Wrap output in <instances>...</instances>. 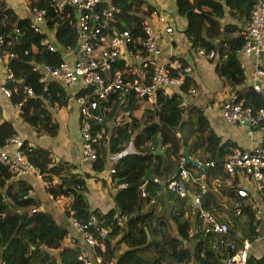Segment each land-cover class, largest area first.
Segmentation results:
<instances>
[{"label": "trees", "instance_id": "16d2710c", "mask_svg": "<svg viewBox=\"0 0 264 264\" xmlns=\"http://www.w3.org/2000/svg\"><path fill=\"white\" fill-rule=\"evenodd\" d=\"M229 7V13L243 19L248 18L249 10L254 0H223ZM117 8L109 16L108 21L118 28H127L132 34L141 32V19L144 8L150 10L151 5L146 0H104ZM29 10V15L18 16L12 7L4 0H0V35L2 43L0 53L12 52L8 57L7 65L11 70V77L2 82L3 86L10 89L9 99L12 103H20V116L29 120L36 130L47 129L53 134L56 124L51 119V113L45 104L57 103L65 106L67 103L66 89L62 83L54 79L46 82L38 80L41 71L34 68L30 62L36 61L56 63L60 60L61 47L72 45L76 39L73 7L64 6L62 12H57L49 0H24ZM176 11L185 18L183 29L189 40L190 47L202 46L207 52L214 48L219 51L226 50L224 58L219 55L214 60V70L224 77L223 82L233 86L239 82L242 76V68L239 66L237 57L232 53L242 43L240 33L233 32L232 23H224L219 26L215 12L220 16L222 13L221 0H175ZM102 6V5H100ZM32 8L44 10L38 31L31 24L30 12ZM205 29L202 36L201 30ZM50 35L49 38L57 45L56 51H48L41 48L39 39ZM218 38V41H214ZM212 60V59H211ZM264 67L263 65H260ZM182 85L186 87L188 81ZM262 82H260L261 85ZM30 86L33 94L24 96L21 89ZM46 87L49 96L42 90ZM47 97L48 100L44 99ZM236 99H240L243 105L250 107L252 111L259 106H264V94L262 90L255 89L253 83L243 86ZM129 104V106H126ZM108 111L104 113L106 118L113 119L111 125L94 123V128H103L101 138L95 144L96 158L90 162L95 171L101 170L106 164L107 154H118L109 163L113 171L109 172L110 183L116 186L113 196V206L105 212L96 208L90 209L82 194V179L79 174L70 171L71 164L66 161L51 163L49 150L41 146L29 145L24 139L19 147L28 161L42 173L44 179L54 176L57 181L48 184L49 193L52 196L72 193V198L65 207L68 215L80 223H85L97 243L102 246L99 252L103 258H114L111 264H220L222 257L227 252L221 249V244L215 239L216 245L212 248L206 246L207 238L212 232L207 231L204 237L190 236L189 222L184 216V196L171 193L176 201L170 211V220L175 224L177 236L160 231V239L157 246L151 251L152 257L144 258L138 254V244L133 242L136 235L134 228L143 224V219L138 222L136 210L144 195L138 184L128 186L129 182L140 180L146 168L154 165L155 155L152 154L149 145L157 137L159 142L165 145V152L172 155L176 162L181 155V146L174 135L175 124L168 121L178 117L182 111L181 97L176 91L170 94L157 92L155 102L138 101L128 99L121 103L114 97L109 100ZM262 122L253 126L260 129ZM261 131V129H260ZM15 133L11 124L1 119L0 114V146L5 139ZM131 143L133 150L121 154L124 148ZM190 147H201L210 153L212 163L222 168L224 160L219 158L226 153L228 146L234 143L227 139L220 142L219 136L215 135L208 125L201 108L197 107V120L192 129L191 140L186 143ZM187 165L188 163H184ZM178 169V167H177ZM11 171L0 163V256L6 264H51L56 258L50 249H57L59 264H83L77 258L78 246L67 245L63 242L66 229L55 222L52 216L45 211L33 210V199L27 195V186L21 180H15L11 185H6L5 180ZM151 179L144 182L143 189L148 186ZM81 184L80 190L75 186ZM264 191V188L262 192ZM31 206V207H30ZM12 210L22 213L19 218ZM242 211H249V205L243 203ZM125 215L120 222L119 216ZM162 217V216H161ZM95 220V223L93 222ZM256 222V220H254ZM162 223V220H161ZM100 226L108 227L104 236L97 233ZM253 228V226H252ZM251 228V236L254 232ZM117 234H120L117 236ZM194 239L193 249L186 247V241ZM156 242V240H155ZM99 249V250H98ZM245 264H264V252L259 256L248 255Z\"/></svg>", "mask_w": 264, "mask_h": 264}, {"label": "crops", "instance_id": "0c3cea01", "mask_svg": "<svg viewBox=\"0 0 264 264\" xmlns=\"http://www.w3.org/2000/svg\"><path fill=\"white\" fill-rule=\"evenodd\" d=\"M4 1L12 7L18 16L29 15V10L23 0ZM146 1L152 7L161 8L173 25V31L169 35L159 33L157 37L159 50L157 57L163 59L168 56H175L192 63L191 72L189 77L186 78L188 81L186 86L194 87L195 91L185 94L181 101L183 107L181 114L168 121L175 124L174 135L177 137L179 143L182 144L180 149L181 154L183 148L186 147L188 158L194 161H184V163H188L187 165L184 164L188 171V176L185 178L186 194L183 197L184 216L189 222L190 229L188 234L190 236L195 235L194 237L196 238H202L205 236V233L207 234V231H204L206 226L205 221L191 212L193 197L199 194L202 208L211 212L217 219L227 223L228 232L223 235V238L226 240L232 239L237 242L244 238H252L250 240L248 255L259 256L264 252V239H253L250 236L251 228L255 224V210L261 207L264 191H258L254 183L241 170L238 169L233 173H228L223 166L221 168L212 163L208 151L202 150L201 147H190L186 143L191 140L192 129L197 120V107L201 108L208 125L215 135L219 136L220 142L229 139L234 143L233 146L227 147L226 153L219 160H225L232 148H248L260 143L262 140L260 129L248 124L241 125L226 122L222 117L220 104L225 95H237L243 86L252 84L251 70L256 66H264V54H239L236 56L238 64L242 68V76L238 83L230 87V84L223 82L224 77L214 70V60L198 54L194 48L190 47V42L183 31L185 18L176 11L175 0ZM221 4L222 13L220 16L218 13H212L217 17L219 26L221 27L224 23H232L233 32L240 33L248 18L245 20L243 17L237 18L229 13V7L223 0H221ZM177 25L179 26L178 28L176 27ZM49 33L48 37L53 35V32ZM201 33L202 36L205 35L204 28H202ZM214 41H218V38H214ZM261 82L259 89L261 88L262 94H264V79ZM1 85L2 79L0 78L1 119L8 121L15 130V133L19 134L29 145H37L48 149L52 160L51 163L66 161L71 164L70 171L79 174V177L83 181L82 186L80 184L82 187L81 191L90 209L96 208L100 212H105L108 208L112 207L116 186L110 183L109 163L114 160L116 155L107 154V162L99 171L93 170L89 162L81 159L78 114L72 97L73 89L66 88L63 85L66 89L67 97L65 106L52 109L50 105L45 104L52 115L51 119L56 124V130L51 134L44 128L36 130L31 126L29 120L22 119L19 114L21 105L12 103L9 97L3 94ZM46 94L49 96L48 91ZM43 97L48 100L47 97ZM138 101L141 102V100ZM126 106H129V104ZM112 122L113 119L110 120L109 125ZM157 143L159 149L163 152L162 154L154 152ZM164 146L159 142V137L149 145L152 154L155 155L154 165L148 167L150 175L147 179H151V182L144 189V182L147 179L144 180L142 185L140 184L142 188L141 193L144 195V198L140 201L136 215L138 222H141L142 219L144 221L142 225L140 224V227L137 224L134 228L136 235L133 238V242L138 244V254L144 258L152 257L151 251L159 243L157 241L160 239L161 230L177 236L176 226L170 220V211L175 206L176 201L166 188L165 183L176 174L178 161L176 162L172 155L165 152ZM2 148L3 146H0V149ZM7 149L10 150L11 147L8 146ZM132 150L131 143H128L121 154ZM39 173L40 175H35L28 171L16 174L11 171V174L5 180L4 187L11 185L15 180L24 182L28 187L27 195L34 201L32 205L34 210L49 213L55 222L61 224L66 229V235L63 239L65 244L78 246L79 252H82L93 264H111L114 260L113 257L110 259L103 258L99 252H96L97 247L100 248L102 244H98L95 241L93 245H88L81 233L75 229L73 217L66 213L65 207L71 200L72 193L68 192L67 199L64 198L61 201L54 200L51 198L49 191H47L48 185L44 184L46 179H44L40 171ZM52 178L57 179L56 176ZM77 185L75 187L80 190L79 184ZM0 189L3 190V187ZM238 189L244 190L246 195L238 194ZM243 203L249 205V211H242ZM31 208L30 210L33 211ZM14 211L18 210H12V212ZM18 212L20 213V211ZM124 218L125 215L122 214L120 222ZM119 235L117 234V236ZM217 236V242L221 244L219 242L220 233L212 232L211 237L207 238L205 245L213 248L216 245L215 239ZM185 245L189 249H193L194 239L186 241ZM221 249L226 250L222 244ZM50 251L56 258V262H58L57 249H50ZM97 255H100L102 258L100 262L95 261V256Z\"/></svg>", "mask_w": 264, "mask_h": 264}, {"label": "built area", "instance_id": "2783aa9c", "mask_svg": "<svg viewBox=\"0 0 264 264\" xmlns=\"http://www.w3.org/2000/svg\"><path fill=\"white\" fill-rule=\"evenodd\" d=\"M24 1V0H23ZM57 12H62L64 6L73 7L76 39L74 44L61 47V58L56 63L31 59L34 68L41 74V82L54 79L66 87L73 89V100L77 107L78 130L80 134L81 159L92 162L96 158L95 144L101 138L103 128H94L93 124H106L109 118L104 116L108 111L109 100L118 99L126 103L128 99H138L155 102L157 92L170 94L176 91L183 100L185 94L195 91L194 87H182L185 77H189L191 64L175 56L166 58L157 57L159 33L168 34L173 31V25L168 20L161 8H144L141 19V32L132 34L127 28H118L108 21L109 16L117 10L104 0H49ZM102 5V6H100ZM44 10L32 8L30 12L31 24L41 31L40 21ZM241 45L232 51L235 56L239 54H264V0H254L249 10L248 19L240 30ZM2 37L0 35V45ZM39 45L44 50L56 51L57 45L48 36L39 39ZM195 52L209 59H218L219 55L225 57L226 50L219 51L212 48L205 52L202 46H197ZM14 54L0 53V78L2 82L11 77V70L7 65L8 57ZM253 87L259 89L260 82L264 79V67L256 66L251 70ZM3 84V83H2ZM4 95L9 96L10 89L1 85ZM76 88V89H75ZM47 93L46 87L43 89ZM24 96L33 94L30 86L21 89ZM17 105H20L18 102ZM52 109L58 108L57 103L50 105ZM223 119L228 123L255 126L263 123L260 128L262 140L260 143L248 148H232L223 161V168L228 173L241 170L244 175L254 183L258 191L264 188V106H259L252 111L249 106L243 105L236 94H227L220 104ZM22 138L17 133H12L0 149V162L6 165L13 173L32 172L40 175L37 167L33 166L22 150L19 148ZM11 149L8 150L7 147ZM118 155V154H116ZM185 157H178V169L170 177L166 188L178 196L186 194L185 178L188 171L184 166ZM113 168H109V172ZM56 178L44 181V184H54ZM142 185V184H141ZM78 186V185H77ZM237 193L246 195L242 189ZM69 193L51 196L56 201L67 199ZM153 201V199H151ZM34 210V207L31 208ZM191 212L202 218L206 226L204 231L220 233L219 242L227 250L220 264H245L252 238H244L239 242L232 239L226 240L223 235L228 232L227 223L217 219L211 212L202 208L199 194L195 195L191 204ZM255 224L252 228L253 239H264V196L261 207L255 210ZM121 219V215L119 216ZM75 229L78 230L88 245H93L95 238L85 223H80L73 218ZM108 227L100 226L97 233L104 236ZM77 258L83 264H93L82 252ZM102 260L100 255L95 256V261ZM0 264H6L0 257ZM51 264H59L57 262Z\"/></svg>", "mask_w": 264, "mask_h": 264}, {"label": "water", "instance_id": "95a60500", "mask_svg": "<svg viewBox=\"0 0 264 264\" xmlns=\"http://www.w3.org/2000/svg\"><path fill=\"white\" fill-rule=\"evenodd\" d=\"M154 152H159L160 154H162L163 152L159 149V146H158V143L154 149ZM182 155L185 157V160L186 161H191V162H194L192 159H189L188 158V154H187V151H186V147L183 148L182 150ZM149 168H146L145 171H144V174L142 176V178L136 182H129L127 183L128 186L130 185H133V184H142L144 182V180H146L148 177H149ZM16 213L17 216L21 217L22 216V213H19L18 211H14ZM95 223V222H94Z\"/></svg>", "mask_w": 264, "mask_h": 264}, {"label": "rangeland", "instance_id": "374dc122", "mask_svg": "<svg viewBox=\"0 0 264 264\" xmlns=\"http://www.w3.org/2000/svg\"><path fill=\"white\" fill-rule=\"evenodd\" d=\"M21 4H23V3H21ZM177 28L179 27L178 25L176 26ZM190 64H191V68H192V63L191 62H189Z\"/></svg>", "mask_w": 264, "mask_h": 264}]
</instances>
